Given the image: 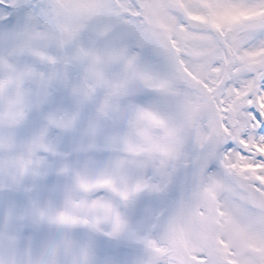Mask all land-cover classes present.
<instances>
[{
	"label": "snow or ice",
	"instance_id": "6c2138e0",
	"mask_svg": "<svg viewBox=\"0 0 264 264\" xmlns=\"http://www.w3.org/2000/svg\"><path fill=\"white\" fill-rule=\"evenodd\" d=\"M257 98L264 0H0V264H264Z\"/></svg>",
	"mask_w": 264,
	"mask_h": 264
},
{
	"label": "rangeland",
	"instance_id": "374dc122",
	"mask_svg": "<svg viewBox=\"0 0 264 264\" xmlns=\"http://www.w3.org/2000/svg\"><path fill=\"white\" fill-rule=\"evenodd\" d=\"M242 15H245V13H236L234 14V16L232 17L233 19H237L239 18L240 16ZM249 89L250 91L253 92L254 90V86L252 85L251 82H249L246 86H244L241 90H237V89H233V92H234V96L232 99L230 100H227L229 102L228 104V112H230V110L239 102H243L245 99L244 97L246 96V94L249 92ZM16 94V89L14 88L13 89V95ZM232 106V107H231ZM211 116V115H210ZM209 116V117H210ZM225 160H227V155L225 156ZM218 213L219 214H223V213H220L219 210H218ZM201 215H203L201 213ZM207 226V225H205ZM203 227L199 228V229H195L193 230V233L192 235H182L180 237V242L184 245V246H191V245H194L198 242H203V241H206L209 236H210V232L209 230H207V233H202L201 229ZM215 240L219 242L220 238L219 236H216L215 237Z\"/></svg>",
	"mask_w": 264,
	"mask_h": 264
},
{
	"label": "flooded vegetation",
	"instance_id": "af4514ba",
	"mask_svg": "<svg viewBox=\"0 0 264 264\" xmlns=\"http://www.w3.org/2000/svg\"><path fill=\"white\" fill-rule=\"evenodd\" d=\"M244 118V124H241L239 127L240 128H246V127H248V124H247V121H246V119H245V117H243ZM248 118V117H247ZM249 142L251 143V139L249 140ZM264 146V145H263ZM251 150V149H250ZM249 168H251V167H248V168H246V169H249ZM253 169H255V168H253Z\"/></svg>",
	"mask_w": 264,
	"mask_h": 264
}]
</instances>
